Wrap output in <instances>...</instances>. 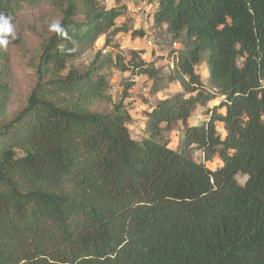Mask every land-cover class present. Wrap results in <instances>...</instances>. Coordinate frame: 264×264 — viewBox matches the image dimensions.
Returning <instances> with one entry per match:
<instances>
[{
  "label": "trees",
  "instance_id": "1",
  "mask_svg": "<svg viewBox=\"0 0 264 264\" xmlns=\"http://www.w3.org/2000/svg\"><path fill=\"white\" fill-rule=\"evenodd\" d=\"M139 1L180 46L164 80L181 89L145 113L141 141L108 94L111 59L73 64L101 37L144 36L116 26L126 7L0 0L11 26L40 10L36 81L11 117L12 35L0 46V264H264V0Z\"/></svg>",
  "mask_w": 264,
  "mask_h": 264
},
{
  "label": "rangeland",
  "instance_id": "2",
  "mask_svg": "<svg viewBox=\"0 0 264 264\" xmlns=\"http://www.w3.org/2000/svg\"><path fill=\"white\" fill-rule=\"evenodd\" d=\"M100 4L107 8L115 5L125 6V13L115 21L116 26L118 28L142 30L144 36L131 37L130 32H120L114 37H101L92 49L88 50L73 64L86 69L89 65L106 61V58L111 59L112 63L104 65L106 66L104 72L107 74L109 81L108 94L111 96L113 103H123L131 117V122L128 125L130 136L134 140L141 141L145 138V113L149 112L158 102L181 91L177 82L164 80V76L170 71L171 58L180 46L170 39L162 29L151 27L149 21L150 5L139 0H102ZM39 14L40 10L36 8L24 7L12 26L9 117L25 107L27 98L36 81L40 39ZM208 54V51H205L200 63L195 66V72L199 75L204 86H207L209 75ZM117 58L122 59L123 63L128 65L141 60L150 68L158 71L160 75L156 78H149L146 75H135L131 70H121V67L115 66ZM126 88L127 91L124 95ZM215 103L217 101L209 106ZM200 118L201 116L197 114L191 122L195 123ZM218 131L223 133L220 125H218ZM179 132L180 127H177L166 135L170 140V148H175L180 137ZM194 160L196 162L203 161L199 151L194 153ZM221 164L218 158L205 163L206 167L212 171L220 167ZM244 179L240 176L237 177L240 183Z\"/></svg>",
  "mask_w": 264,
  "mask_h": 264
},
{
  "label": "clouds",
  "instance_id": "3",
  "mask_svg": "<svg viewBox=\"0 0 264 264\" xmlns=\"http://www.w3.org/2000/svg\"><path fill=\"white\" fill-rule=\"evenodd\" d=\"M60 31L59 28L56 29ZM13 34V28L9 23V19L0 15V46H7L9 43L8 36Z\"/></svg>",
  "mask_w": 264,
  "mask_h": 264
},
{
  "label": "built area",
  "instance_id": "4",
  "mask_svg": "<svg viewBox=\"0 0 264 264\" xmlns=\"http://www.w3.org/2000/svg\"><path fill=\"white\" fill-rule=\"evenodd\" d=\"M99 1H102V0H99Z\"/></svg>",
  "mask_w": 264,
  "mask_h": 264
}]
</instances>
